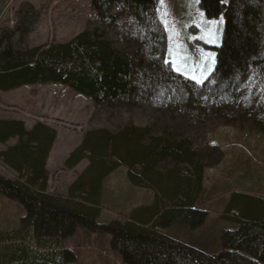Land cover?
I'll return each instance as SVG.
<instances>
[{
  "label": "trees",
  "instance_id": "trees-1",
  "mask_svg": "<svg viewBox=\"0 0 264 264\" xmlns=\"http://www.w3.org/2000/svg\"><path fill=\"white\" fill-rule=\"evenodd\" d=\"M199 4L205 16L223 12L224 18L213 69L201 84L165 61L167 32L156 15L155 0H90L97 26L68 41L31 47L23 38L40 14L31 4L17 11L14 27L0 34V91L61 84L95 105H113L125 97L157 102L162 115L159 126L152 122L126 124L115 132L87 131L64 161L66 168H72L88 160L66 196L47 192L46 161L55 129L41 121L26 128L21 120L0 119V143L16 138L0 151V160L16 174L0 175V195L25 210L19 226L0 231V264L72 262L75 256L62 248V242L77 227L109 234L121 264H264V199L257 196L232 194L223 217L236 222V227L222 232V249L216 255L156 230L181 219L195 228L207 216L195 203L204 191L205 168L222 153L218 150L211 160V153L195 146L193 134L198 129L192 131L193 124L203 128L218 116L223 103L235 113L231 124L240 118L255 120V126L264 129V0L227 4L199 0ZM119 21L132 47H115L101 26ZM120 165L128 169L134 184L155 190V203L140 207L139 214L124 221L97 222L102 181Z\"/></svg>",
  "mask_w": 264,
  "mask_h": 264
},
{
  "label": "rangeland",
  "instance_id": "rangeland-1",
  "mask_svg": "<svg viewBox=\"0 0 264 264\" xmlns=\"http://www.w3.org/2000/svg\"><path fill=\"white\" fill-rule=\"evenodd\" d=\"M155 1L156 15L167 32L165 61L183 77L201 84L215 63L224 25L223 12L209 18L199 0ZM222 1L227 4L229 0ZM26 4H31L40 14L31 32L23 38L24 45L29 47L68 41L80 31L99 24L90 0H0V34L14 27L17 11ZM101 26L106 27L107 37L115 47H132L133 41L121 21ZM220 107L218 116L207 121L203 128L196 123L191 127L192 131L202 129L199 134L198 130L193 134V142L211 153V160L218 150L222 153L218 161L205 168L204 191L195 203L196 208L207 211L204 223L191 228L188 221L181 219L156 229L207 255H216L222 249V232L236 227V222L223 217L233 193L264 199V129L257 128L255 120L254 123L246 119L242 122L240 118L236 124H231L235 115L230 110L232 106L222 103ZM161 108L157 102L136 97L121 98L113 105H95L86 96L61 84L23 85L0 91V119L21 120L26 128L41 121L55 129L56 137L46 167L47 192L56 196H66L69 186L88 165L87 159L72 168L64 165L87 131L106 128L115 132L126 124L143 126L152 122L159 126ZM15 142L16 138H11L0 143V151ZM0 175L16 176L1 160ZM155 199L152 187L134 184L129 179L128 169L120 165L102 181L96 220L100 223L124 221L133 213L139 214L140 207L153 205ZM24 215L19 202L0 195V231L16 228ZM110 239L109 234L77 227L62 242V248L70 249L75 256L74 261L66 264H121V257L112 250Z\"/></svg>",
  "mask_w": 264,
  "mask_h": 264
},
{
  "label": "bare ground",
  "instance_id": "bare-ground-1",
  "mask_svg": "<svg viewBox=\"0 0 264 264\" xmlns=\"http://www.w3.org/2000/svg\"><path fill=\"white\" fill-rule=\"evenodd\" d=\"M261 75V74H260Z\"/></svg>",
  "mask_w": 264,
  "mask_h": 264
}]
</instances>
